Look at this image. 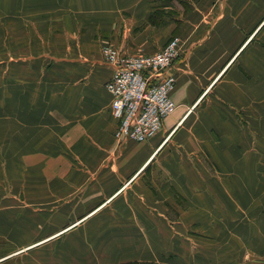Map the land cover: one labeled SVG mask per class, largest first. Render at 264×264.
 Masks as SVG:
<instances>
[{"label":"crops","instance_id":"crops-1","mask_svg":"<svg viewBox=\"0 0 264 264\" xmlns=\"http://www.w3.org/2000/svg\"><path fill=\"white\" fill-rule=\"evenodd\" d=\"M90 2L107 5L103 13L111 4L113 11L131 5L144 13L133 29L125 23L99 32L101 47L154 54L180 38V57L168 72L177 81V108L150 141L117 145L103 87L114 69L103 55V64H73L86 87L76 108L56 77L11 78L3 114L9 123L22 118L16 121L34 139L0 145V264H243L249 247L260 250L264 264V0ZM63 11L77 21V12ZM16 47L11 53L26 52ZM40 47L8 56L6 64L18 70L50 60L62 71L72 62ZM25 169L36 182L25 179ZM243 227L245 250L191 237L218 228L232 242ZM110 229L144 235L109 241Z\"/></svg>","mask_w":264,"mask_h":264},{"label":"rangeland","instance_id":"rangeland-1","mask_svg":"<svg viewBox=\"0 0 264 264\" xmlns=\"http://www.w3.org/2000/svg\"><path fill=\"white\" fill-rule=\"evenodd\" d=\"M54 2L55 0H0V145H3L4 149H6V141L11 140L14 142H20L22 140L34 139L33 135L29 136V132H27L28 130L16 121L17 119L20 122L22 118L12 117L11 123H9L7 116L3 114L4 109L6 108V86L9 85V81L11 82V78L18 76L29 79H49L53 81L54 77H56L58 80L60 79L63 82L61 86L62 93L73 94V101H70L69 104L73 105L75 103H80V98L83 97L84 94L81 91H85L86 87L84 88L85 84L82 82L83 78H80V76L82 77L83 74H79L78 76L76 74V66H73V64H90L93 66H96L97 64H103L104 62L102 61V58L104 61L106 59L104 56L105 47H101V44L98 41L100 39L99 37H101V33L99 32L114 30L116 27H120V25L121 27L124 26L125 23L127 24L128 29H133L137 23L143 22L141 18H143L144 13L142 12L140 6L132 7L131 5H120L116 10L113 11L111 10L113 4H111L109 9L110 12L103 13L102 9L103 7H107V5L100 7L95 3L92 4L90 0H63V3L61 4H50ZM59 7H61L63 10L70 8L73 12H77V18H75L77 21H73L72 15H66L67 11L60 10ZM134 8L139 11L137 13L138 18L136 20H133L132 15V9ZM121 15L126 19L125 22H123ZM8 17H10L9 23ZM63 18H65V22H63ZM7 32H9V35H7ZM95 32L97 33L96 35L94 34ZM173 38L179 37L173 36L163 46V48L166 47ZM16 45H20V47L22 46L23 49H25L26 52L24 53L26 54L22 52L11 53L13 52L11 48L13 46L17 48ZM34 45H36V47L42 46L37 48V51L45 50L47 52V56L52 57L56 55L61 57L63 60L66 59L72 62L70 64H64V66L60 64L62 66V71L56 70L57 64L52 62L50 63V60H46V63L44 62V64H32V62L26 63L28 65H26L23 69L20 67L18 70L16 69L15 64H6L8 56L15 55V58H17L18 56H21L20 54L27 55L29 54L27 51L32 50ZM43 45H45V49H43ZM8 46L10 47V54L9 51L7 52ZM135 56L147 57L150 56V54L138 53ZM104 64L110 65L107 61H105ZM95 69L96 71L101 70L93 67V70ZM68 77H71V83H64ZM103 87L105 91L108 92L107 84H104ZM51 91H53V88H51ZM108 94L111 96L109 92ZM76 104L74 108H76ZM71 109L72 106L67 109V112H69ZM71 114L72 116L70 119L73 120V109ZM111 116L117 123V129L113 137L116 144L120 145L125 141L122 140L118 135L119 122L113 116L112 108ZM51 119H53V117H51ZM12 121H14V123H12ZM47 123L52 125V123L48 121L45 125H47ZM62 126L67 127L64 126V124H62ZM71 127H73V125H71ZM71 129L73 130V128ZM84 132L86 134L85 136H88V140H94L96 138L89 128H86ZM69 139L72 140V142H70L73 145V133ZM150 140H147L146 142ZM18 168L19 167H17V171L19 170V173H21L22 169ZM24 172L26 180L30 182H36V180L33 178L35 175L32 173V171L29 174L27 169H25ZM235 207L240 209L241 205L238 204L235 205ZM242 214L244 217H246L248 213ZM232 217L236 216L232 214ZM239 217L242 216L238 215V218ZM237 231L238 232L236 233L239 235V237L232 238V242L229 241L231 238L228 233L218 228H205L202 230H197V232L192 233L191 237L193 239L199 238L204 240L207 239L209 241H215L216 238H218L222 243L221 245L223 246L230 244L229 247L232 249L236 248L237 250L242 248L245 250V248L242 247L243 245H241L242 240L245 239V228H239ZM109 232V241L113 239L117 240L119 238H125V242L128 241L129 243H131V238L137 240L142 238L144 235V233H142L140 230L132 229H110ZM106 242L108 241H105V243ZM161 246L163 247V245ZM93 247H95V255L97 254V256H101L102 254H99L98 252L100 247L98 248L94 244ZM248 251L250 260L247 262L244 261L243 264H249L250 262L251 264L263 263L261 254H258L260 250L255 251V247H249ZM105 254L107 255L106 252L103 253L104 256ZM102 259L104 264H117L113 261L107 262L104 258ZM94 264L99 263L96 261ZM128 264L153 263L143 261L142 263L134 262Z\"/></svg>","mask_w":264,"mask_h":264},{"label":"built area","instance_id":"built-area-1","mask_svg":"<svg viewBox=\"0 0 264 264\" xmlns=\"http://www.w3.org/2000/svg\"><path fill=\"white\" fill-rule=\"evenodd\" d=\"M180 54L179 38H173L166 47L147 57L126 56L112 46L104 48L105 61L114 69L107 90L122 140L145 143L153 139L164 120L175 111L173 91L177 81L168 72Z\"/></svg>","mask_w":264,"mask_h":264}]
</instances>
